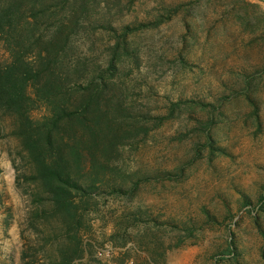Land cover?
<instances>
[{
    "label": "rangeland",
    "instance_id": "obj_1",
    "mask_svg": "<svg viewBox=\"0 0 264 264\" xmlns=\"http://www.w3.org/2000/svg\"><path fill=\"white\" fill-rule=\"evenodd\" d=\"M179 3L120 40L131 61L102 88L103 107L126 100L134 124L115 142L71 122L60 135L73 177L101 185L118 167L127 182L77 221L51 212L35 150L0 112V264H264V0H122L117 32L89 25L77 54L104 69L123 26Z\"/></svg>",
    "mask_w": 264,
    "mask_h": 264
},
{
    "label": "trees",
    "instance_id": "obj_2",
    "mask_svg": "<svg viewBox=\"0 0 264 264\" xmlns=\"http://www.w3.org/2000/svg\"><path fill=\"white\" fill-rule=\"evenodd\" d=\"M119 1L0 0V112L14 118L23 145L35 150L39 176L52 186L48 193L54 205L51 212L72 221L82 217L90 201H99L94 200L95 195L124 192L127 182L117 179L118 167L103 174L101 185L73 177L69 172L75 156L73 148L66 156L68 164H64L60 135L64 136L66 124L71 122L80 125L90 140L113 132L115 142L123 125L134 124L126 100L109 97L112 103L107 109L102 103V88L112 80L118 62L130 59L125 58L120 40L124 42L135 29L160 25L185 5L162 6L163 11L155 13L153 21L123 26L111 47L107 66L91 71L85 58L77 54L80 40L87 35L83 30L90 25L94 30L115 32L113 10ZM189 102L207 106L201 100ZM34 110L39 111L38 116ZM72 129L75 131L74 126ZM77 137L80 144L85 141L81 130Z\"/></svg>",
    "mask_w": 264,
    "mask_h": 264
}]
</instances>
